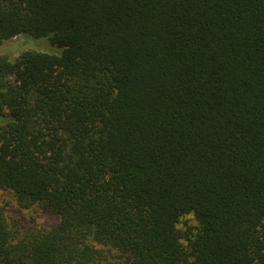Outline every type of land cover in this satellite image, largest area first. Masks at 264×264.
<instances>
[{"label":"trees","instance_id":"obj_1","mask_svg":"<svg viewBox=\"0 0 264 264\" xmlns=\"http://www.w3.org/2000/svg\"><path fill=\"white\" fill-rule=\"evenodd\" d=\"M0 264H264V0H0ZM193 215L196 225L180 227Z\"/></svg>","mask_w":264,"mask_h":264},{"label":"rangeland","instance_id":"obj_2","mask_svg":"<svg viewBox=\"0 0 264 264\" xmlns=\"http://www.w3.org/2000/svg\"><path fill=\"white\" fill-rule=\"evenodd\" d=\"M27 50H36L52 54H60L61 50L54 47L49 39H36L29 35H22L19 38L7 40L0 44V55L8 56L15 60L21 53ZM0 205L5 208L8 218L19 227H39L52 228L59 221L60 216L52 210L42 206L33 205L29 209L21 208L11 190H0ZM191 224L196 225L197 221L193 215L185 216L181 219L180 227ZM112 264H132L129 259H114Z\"/></svg>","mask_w":264,"mask_h":264}]
</instances>
